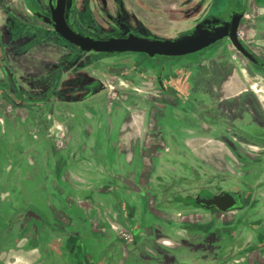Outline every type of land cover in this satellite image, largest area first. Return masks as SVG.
<instances>
[{
    "label": "flooded vegetation",
    "instance_id": "obj_1",
    "mask_svg": "<svg viewBox=\"0 0 264 264\" xmlns=\"http://www.w3.org/2000/svg\"><path fill=\"white\" fill-rule=\"evenodd\" d=\"M51 1L0 0V48L9 67L4 71L0 68V104L4 107L7 104L12 109H27L29 116L33 111L37 112L38 119L32 121L30 117H20V120L30 119V125H40L48 131L53 127L52 121H40L46 113L48 116L52 114L39 106L42 100L86 103L88 115L95 122L87 126L91 143L85 150L89 152L81 154L79 160L98 156L104 184L121 193L122 223L116 220L113 230L116 232V225H123L130 235L126 238L116 232V239L125 244L127 242L123 239H130L128 244L134 245L135 250L146 238L160 240L163 245L172 241L183 248L182 256L162 252L164 259L159 258L161 263L158 264H236L249 258L253 252H264V103L260 95L252 91L251 77L245 75V70L250 68L256 75L253 78L264 79V0H230L224 7L214 10L215 0H205L204 3L193 0L199 16L189 29L175 36L160 35L161 28L174 26L166 20L170 9L147 0H74L71 9L70 22L75 30L85 35L124 38L135 33L160 39L191 33L202 23L212 28L223 21H231L244 10L238 26V40L252 58L240 50L229 35L198 51L175 56H150L138 51L82 50L45 21L44 17H52ZM180 2L183 4L186 0ZM56 4L57 0H53V5ZM42 34L56 39L61 49L60 57L53 58L42 48ZM28 49L33 52L29 58ZM120 56L131 57L134 61L111 65ZM160 58L168 61L157 67L153 61ZM193 59L209 61L210 75H201L200 71L195 75L197 67L183 69L180 65L176 67V73L168 74L174 71L169 69L171 61L184 66ZM110 68L117 73L111 81L102 75L109 73ZM142 68L158 70L156 74L146 76ZM30 71L38 73L42 79L35 81L30 77ZM204 81L213 85L211 92L202 89ZM225 85H228L227 91L223 89ZM108 87L122 98L110 99ZM37 93L40 95L33 98ZM141 102L164 103L172 108L173 115V109L178 111L189 129L208 131L210 158L220 168L204 165L196 148L188 147V139L174 144L170 138L158 148L155 159L159 164L151 174L150 188L139 179L141 170L133 171L131 178L141 182L144 192L138 193L127 187L121 179L126 176L119 162L122 154L116 136L113 139L112 135L123 129L143 126L142 115L138 113L142 111L133 110ZM2 113L6 115V107L0 108V116ZM112 117L120 122L114 124ZM5 122L4 117H0V124ZM97 132L100 134L92 139ZM47 138L51 146L48 158L54 156L55 168L61 171L68 165L69 158L66 153L57 157L59 152L48 135ZM67 140L73 138L68 134ZM244 146L256 149V157L244 154L241 150ZM68 149L72 150L73 146ZM141 153L143 151L137 148L136 155L142 158ZM165 162H169L170 169L165 168ZM222 192L235 195L237 203L232 208L220 210L216 205L203 202ZM151 193L152 204L148 197ZM7 196L6 192H0V200ZM28 208L36 214L32 236H27V229L20 225L21 220L17 219L15 211L7 213L0 233V264H6V259L17 252L36 253L41 264L44 254L38 251L40 237L37 231L48 227L56 232H68V221L61 210H56L55 220H51L35 206ZM225 215L226 219L222 220ZM61 236L58 239H63ZM67 240L69 243L63 253L67 257V253L73 254L71 264H91L90 253L82 246L83 241L78 242L73 236ZM243 264H255V261Z\"/></svg>",
    "mask_w": 264,
    "mask_h": 264
},
{
    "label": "rangeland",
    "instance_id": "obj_2",
    "mask_svg": "<svg viewBox=\"0 0 264 264\" xmlns=\"http://www.w3.org/2000/svg\"><path fill=\"white\" fill-rule=\"evenodd\" d=\"M147 1L153 3V5H164V7L170 9V13L167 14L169 19L166 20L168 24L170 23L174 26L161 28L160 35L162 36H175L189 29L199 16L196 13V6L192 4L193 0H186L183 4H181L180 0ZM202 1L203 3L205 2V0ZM228 1L230 0H215L212 9L214 10L216 7L222 8ZM27 35L30 36L28 33ZM41 41L42 48L47 50L46 53L48 55L51 54L53 58L56 56L60 57V45L52 35L42 34ZM27 54V58H29L33 52L28 49ZM3 55L4 51L0 48V68L4 71L8 65L4 61ZM90 60L94 61V59ZM119 61H122V63ZM132 61L134 60L131 57L120 56L111 65H125L126 62L131 63ZM167 61L166 58H160L153 62L156 66H159L163 62L167 64ZM149 62L151 60L148 61V64ZM198 62L200 63L199 65H197ZM210 64L209 61L203 60L201 62L193 59L183 66L181 63L171 61L169 69L174 71L168 74L173 75L172 73H176V70H178L176 67L180 65L183 69L191 66L192 70H194L197 67L195 75L200 71L202 72L201 75L209 76L212 71ZM242 67L247 68L244 65ZM122 69L126 71V68L122 67ZM141 70L146 71L144 75L149 76L156 74L158 68H150L149 71L143 68ZM29 73L30 77L34 78L35 81L42 79V76H39L36 72L30 71ZM116 74L110 68L109 73L102 75H105L104 77L111 81L114 79L112 76ZM245 75L251 77V83L254 85L252 91L257 92L264 103V79L261 77L253 78L256 75L254 70L250 68L245 70ZM126 85L131 86L130 84ZM201 86L208 93L213 88L210 82L205 81ZM124 89L120 88V90ZM223 89L227 91L228 85H225ZM108 93L111 96L110 99L122 98L121 94H116L111 87H108ZM48 94H50V91ZM36 95H40V93L34 94L33 98ZM85 104L79 102H55L49 98L42 100L39 106L46 112H50L49 115L52 114L48 116L46 113V116L42 117L40 121L41 123H45L48 120L52 121L53 127L48 131L46 128H41L40 125L37 127L30 125V119L28 121L20 120V117H25V119L30 117L32 121L38 119L39 114L37 112L33 111V114L29 116L27 109H12L5 104L7 113L6 115L2 113L3 115L1 114L0 116L7 121L0 124V192H6L8 196L4 200H0V233L2 232L7 213L13 210L16 212L17 219L21 220L20 225L23 229H27V236H32L36 214L34 210L31 208L27 209V207L35 206L47 214L51 220H55L56 210H61L68 221V232H56L48 227L41 232L37 231L40 237L38 251L44 254L40 260L41 264H71L73 254L67 253V257L63 253L64 247L69 243L67 240L69 236H73L78 242L83 241L82 244L84 245H81L89 251L92 260L91 264H158L161 263L158 261L160 260L159 258L161 260L164 259V253L162 252L166 251L169 254L173 253L182 256L184 254L183 248L180 246H176L174 249L165 248L161 241H157V239H142L139 247L135 250L134 245L125 244L122 241L120 242V239L115 238L116 232L126 238L130 235L129 230L123 225H116V232L113 230V224L116 223V220L122 223L120 212L123 209L121 204L123 200L119 197L121 193L115 188L104 187L103 172L100 171L101 168L97 163L98 156L88 160H79L81 154L89 152L85 150V146L87 148L90 146L88 141L90 135L87 126L95 122L92 118L90 119L88 115L89 108H86ZM5 107L0 104V108ZM169 111H172L171 107H169ZM111 121L114 124L120 122L114 117H112ZM165 124L164 131L174 144L182 143L186 139H192L196 136L192 134L191 129L186 128L184 120L169 118L165 121ZM120 133L118 131L115 135L113 134V139ZM68 134L73 138L72 150L68 149ZM98 134L100 132L95 133L92 139ZM47 135L59 152L56 153L57 157L66 153L69 158L68 165L61 171H58L53 163L56 158L54 156L50 159L48 158L51 154V146ZM130 145L133 153L130 151L129 155V152H123L122 161L118 160L122 171L128 174L135 170H141L143 166L140 155H136L139 144L131 141ZM241 150L247 156L256 157L257 150L254 148L244 146ZM164 164L166 169H170L169 162ZM151 182L148 183L146 179L143 180L146 188H150ZM219 184H221V179ZM148 197L150 198L149 203L152 204L153 194L151 193ZM117 198L120 199L118 200ZM63 206L66 207L65 210L62 208ZM221 219L225 220L226 215L221 217ZM59 236L63 239H58ZM123 240L126 241L128 239ZM155 253L162 255H156ZM255 253L258 255L259 251ZM245 261L242 259L236 264H243ZM258 262L259 260L255 261V264H258Z\"/></svg>",
    "mask_w": 264,
    "mask_h": 264
},
{
    "label": "water",
    "instance_id": "obj_3",
    "mask_svg": "<svg viewBox=\"0 0 264 264\" xmlns=\"http://www.w3.org/2000/svg\"><path fill=\"white\" fill-rule=\"evenodd\" d=\"M73 3L74 0H57V4L53 5L52 0V17H44V19L50 23L62 37L78 45L82 50L113 53L138 51L146 52L150 56H155L157 54L175 56L198 51L216 42L223 36L229 35L240 50L250 58L253 57L238 40L237 31L244 10L234 16L231 21H223L212 28L202 23L197 25L193 32L173 39L146 37L135 33H130L129 36L124 38H105L85 35L75 30L73 24L70 22ZM121 179L131 190L138 193L144 192V188L140 181L127 176H121ZM203 202L207 205H216L220 210H228L237 203V200L234 194L222 192L210 199L203 200Z\"/></svg>",
    "mask_w": 264,
    "mask_h": 264
},
{
    "label": "crops",
    "instance_id": "obj_4",
    "mask_svg": "<svg viewBox=\"0 0 264 264\" xmlns=\"http://www.w3.org/2000/svg\"><path fill=\"white\" fill-rule=\"evenodd\" d=\"M137 109L142 111L138 113L142 115L140 117L142 118L143 126L139 128H134L133 130L123 129V131L120 134L116 135V140L118 142V147L120 149L121 154L123 152H129L128 154L130 155L131 141H135L137 144H139L137 148L143 151V153H141L142 154L141 163L143 166L141 169V174L139 176V179L141 180L142 184L145 185L143 183V180L146 179L148 183L151 182L150 180H152L153 177L151 174L156 171V168L159 164L158 160L155 159L158 148L161 147V145H164V142H166L167 139H170L168 134L164 131L166 125L165 121L169 118L170 119L175 118L176 120L178 119L182 120V119L179 116L178 111L173 109V112L175 113V115H173L172 111L170 112L169 107H166L164 103L154 102V104H151L149 102L147 103L141 102L138 108L133 107L134 111ZM191 132L196 136L192 139H188L189 142L188 147L193 149L196 148V152H197L196 154L201 159L204 165L208 167L212 166L216 169H219L220 166L214 163V161H212V159L210 158L211 147L208 142L210 139L209 137L210 133L206 131L204 128L198 129L197 131L191 129ZM72 141L73 140L67 142V145L72 146ZM85 148H87V146H85ZM148 148L152 150H149ZM122 157L123 156L121 155V159H120L121 161H122ZM99 160H100V156H99ZM125 174L127 177L131 178V174H128L126 172ZM104 185H105L104 187H107L106 184ZM129 240L130 239L126 240L127 244ZM164 245H167L169 247L177 246L173 244L172 241H168V243ZM255 254L256 253L253 252L252 255L246 259V261L251 262V261L259 260L258 264H264V252L259 251L258 255ZM37 260L38 259L36 253L32 255H28L26 253L17 252V253H13V255L10 256L8 260L6 259V264H39Z\"/></svg>",
    "mask_w": 264,
    "mask_h": 264
}]
</instances>
